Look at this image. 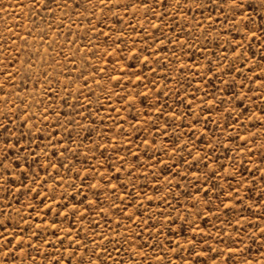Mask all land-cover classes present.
I'll use <instances>...</instances> for the list:
<instances>
[{
	"label": "rangeland",
	"instance_id": "obj_1",
	"mask_svg": "<svg viewBox=\"0 0 264 264\" xmlns=\"http://www.w3.org/2000/svg\"><path fill=\"white\" fill-rule=\"evenodd\" d=\"M264 264V0H0V264Z\"/></svg>",
	"mask_w": 264,
	"mask_h": 264
},
{
	"label": "snow or ice",
	"instance_id": "obj_2",
	"mask_svg": "<svg viewBox=\"0 0 264 264\" xmlns=\"http://www.w3.org/2000/svg\"><path fill=\"white\" fill-rule=\"evenodd\" d=\"M227 2V0H225ZM232 4L236 6V0H231ZM80 264H84L83 260L80 261Z\"/></svg>",
	"mask_w": 264,
	"mask_h": 264
}]
</instances>
